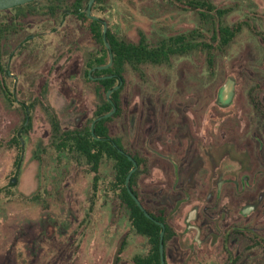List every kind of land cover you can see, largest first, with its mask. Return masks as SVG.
Wrapping results in <instances>:
<instances>
[{"label": "rangeland", "instance_id": "1", "mask_svg": "<svg viewBox=\"0 0 264 264\" xmlns=\"http://www.w3.org/2000/svg\"><path fill=\"white\" fill-rule=\"evenodd\" d=\"M185 1L103 0L96 15L113 34L136 43L143 33L155 43L198 27ZM209 1L229 9L223 22L243 23L242 32L216 54L212 69L205 54H195L174 58L170 66H144L143 77L128 70L122 114L109 129L131 154L148 161L137 190L154 214L165 212L175 234L166 246L167 264H264V0ZM22 23L18 36L0 43V264H133L146 252V239L131 229L127 215L114 212L103 192L91 213L95 174L50 148L46 110L55 112L64 130L94 119L99 98L85 71L98 48L71 15ZM229 80L233 99L221 106ZM25 106L31 107L27 124ZM16 133L24 148L19 175L12 165ZM222 167L235 172L227 181L240 185L224 184L218 192ZM113 173L105 161L99 181L108 183ZM15 186L17 197L5 199L2 192ZM44 186L45 206L18 199ZM193 211L190 225L200 229L198 238L187 224Z\"/></svg>", "mask_w": 264, "mask_h": 264}, {"label": "trees", "instance_id": "2", "mask_svg": "<svg viewBox=\"0 0 264 264\" xmlns=\"http://www.w3.org/2000/svg\"><path fill=\"white\" fill-rule=\"evenodd\" d=\"M88 2L89 0H40L0 11V43L8 39L9 36H18L24 30L23 20L28 17L48 15L54 18L57 14H65V11L73 9L79 21L87 24L84 28L92 32L98 48L94 61L87 62V69L105 66L109 62L110 52L103 40V25L101 21H94L85 15L84 11L87 9ZM103 4V0H96L93 12L96 14ZM185 5L193 11L194 15L198 16V27L187 33L160 39L155 43L149 42L143 33L139 34L138 42L134 43L124 36L113 34L111 29H108L107 41L111 46L113 64L107 70H96L93 74V77L96 78L95 81H92L89 76L86 77L89 82L96 84L95 91L99 98L94 119L90 123L81 128L64 130L55 112L46 110L51 125L50 148L53 149V152L77 166L86 167L89 169L88 172L95 174L89 196L90 212L93 213L97 207L101 192H103L104 197L111 199L115 207L114 212L119 213V217L127 215L131 229L136 235L146 239V252L136 255L133 258V264H161L159 248L162 230L158 224L146 218L129 194L126 179L133 169V164L114 148L113 143L124 150L120 140L112 137L109 129V124L122 114V92L125 88L126 73L128 70H132L143 77L141 68L144 66H170L174 58L195 54H205L208 66L212 69L215 65L216 54L232 44L244 26L243 23L228 25L223 22L230 10L219 9L209 0H187ZM100 19L106 21L101 17ZM205 32L210 34L209 37L205 35ZM26 43L32 44V41L29 40ZM6 55L8 54L6 53ZM2 72L4 78H9L7 70L2 68ZM119 80H122L124 84L112 94L111 102L107 99L106 94L119 84ZM12 102H16L15 99H12ZM114 106L117 111L111 118L95 122L97 118L109 113ZM13 143L16 155L12 165L14 172L19 175L23 164L24 148L17 133L14 135ZM1 146L2 142L0 141ZM134 158L137 159V157ZM105 161L111 162L114 169L113 178L108 183L100 182L98 177L100 167ZM146 173L137 170L131 177L129 187L146 211L166 227L164 244L167 264L166 246L175 234L172 233L167 223L165 212L161 211L160 215L154 214L145 206L140 197L137 182L139 177ZM15 189L16 186L3 191V197L9 201L17 197ZM37 192L31 197L18 199L22 202L42 203L44 196L48 193L47 188L44 186L42 192L40 188ZM42 205H46V200Z\"/></svg>", "mask_w": 264, "mask_h": 264}, {"label": "water", "instance_id": "3", "mask_svg": "<svg viewBox=\"0 0 264 264\" xmlns=\"http://www.w3.org/2000/svg\"><path fill=\"white\" fill-rule=\"evenodd\" d=\"M35 1H40V0H0V11H6V10H10V9H13L15 7H19V6H24L26 4H29L31 2H35ZM95 2L96 0H89L88 2V6H87V9L84 11L85 15L94 20V21H101L102 25H103V40L105 42V46L106 48L109 50L110 52V55H109V62L107 65L105 66H100V67H96L94 68L92 71H95V70H107L109 69L112 64H113V57H112V51H111V46L109 44V42L107 41V32H108V24L106 21H103L100 19L99 16L95 15L93 13V7L95 5ZM9 75L11 76V73L9 72ZM107 78V77H106ZM103 79V78H101ZM123 85V81L122 80H119V84L117 86H115L113 89L109 90L106 94L107 96V99L110 100L112 94L115 92V91H118ZM233 81L229 80L228 83L223 87V89L221 90L220 92V97H219V104L221 106H228L232 99H233ZM223 92V93H222ZM111 101V100H110ZM112 102V101H111ZM117 111V108L114 106L113 109L97 118L95 120V122H99V121H102L104 119H108V118H111ZM94 122V123H95ZM28 123V120L26 121V124ZM99 140V138H97ZM113 146L115 149H117V151L121 154V155H124L125 157L128 158V160L130 162H132L133 164V169L129 172V175L127 176V179H126V186L128 188V191H129V194L131 195V197L134 199L135 203L138 205V207L141 209V211L144 213V215L146 216L147 219H149L150 221L158 224L161 228V233H160V248H159V252H160V261H161V264H166V258H165V244H164V238H165V230H166V227L163 223H160L158 222L157 220H155L147 211L146 209L143 207L142 203L140 202V200L138 199V197L131 191L130 189V181H131V177L132 175L136 172L137 170V162L132 158L130 157L129 155H127L124 151H122L120 148H118V146L116 144L113 143ZM15 184V180H12L11 181V185H14ZM196 213V211H193V213L191 214L187 224L190 225V222L194 220V214ZM189 228H194L197 230V238L199 237L200 235V230L198 227L196 226H189Z\"/></svg>", "mask_w": 264, "mask_h": 264}, {"label": "flooded vegetation", "instance_id": "4", "mask_svg": "<svg viewBox=\"0 0 264 264\" xmlns=\"http://www.w3.org/2000/svg\"><path fill=\"white\" fill-rule=\"evenodd\" d=\"M94 13V12H93ZM65 14H67V15H71V16H74V17H78L77 15H76V13L75 12H73V9H70V10H67V11H65ZM95 14V13H94ZM96 15V14H95ZM78 19V18H77ZM79 20V19H78ZM80 23H81V28H83V29H85L84 28V26H86L87 24L86 23H83V22H81L80 21ZM108 24V23H107ZM108 29H109V25H108ZM88 32H89V37H90V39L93 41V43L96 45V43H95V39H94V37H93V35H92V32H90L88 29H86ZM95 51L93 52V53H91V55H89V57H88V59H87V62L88 61H90V62H92V61H94V56H95ZM87 64V63H86ZM86 68H87V66H86ZM94 68H96V67H94ZM94 68H92V69H87V71H85L86 73V75L87 76H89L91 79H92V81H95V77H93V74L96 72V70L95 71H92ZM100 71V70H99ZM7 75L9 76V73H8V71H7ZM10 77V76H9ZM11 79V78H10ZM15 81V80H14ZM124 84V83H123ZM123 86V85H122ZM10 94L11 95H13V93L12 92H10ZM25 109L27 110L26 111V113H27V119H26V121L27 120H29L28 119V113H29V109H31V107H29V106H25ZM153 125V124H152ZM169 127V126H168ZM143 128V133L145 132V130H144V127H142ZM148 129H150L151 127H150V125H148V127H147ZM146 128V129H147ZM153 130H154V128H153ZM197 136H200V134L198 135L197 134ZM252 138H256L255 137V135H252ZM198 141V139H194V140H192V142H195V141ZM190 141V140H189ZM254 141H257L256 139L254 140ZM188 142V141H187ZM191 142V141H190ZM196 143V142H195ZM201 144H203L202 142H201ZM158 146H159V150H161V153H163L164 154V152H162L163 150L162 149H165V146L166 147H168L169 145H168V142L166 141V145L163 147V145H159L158 144ZM204 145H202L201 147H203ZM122 147H123V149L124 150H122V151H124L127 155H129L130 157H132L136 162H137V165H138V167H137V170L138 171H140V172H143V173H146V174H148L149 173V170L147 169V165H148V161H146V159H145V157L143 156V155H135V154H131L128 150H127V148L126 147H124L123 145H122ZM134 157H137V159H135ZM162 157V156H161ZM167 157V156H166ZM165 157V158H166ZM188 158V157H187ZM180 162H183V159L180 161ZM226 162L227 161H225L224 162V164H226ZM132 163V162H131ZM227 164H229V163H227ZM134 167V166H133ZM174 169H175V171L177 172V171H179V165H178V163H174ZM136 170V171H137ZM145 170H147L146 172H145ZM228 173H235V172H233V171H228V169H226V167H222L221 168V171H219V173L217 174V181H216V183H217V189H218V192H220L221 190H222V187H223V185L224 184H231V185H233L234 187L236 186H238V185H240V180H238V179H235V181H234V183H232V182H229V181H227V179H226V175L228 174ZM192 174V173H191ZM244 178H246V177H244ZM192 178L190 177V179H189V183L191 184L192 182ZM252 208H254V207H251V210H252ZM189 226H191V225H189ZM191 229H193V230H195L196 231V233H197V230L196 229H194V228H191ZM200 230V229H199Z\"/></svg>", "mask_w": 264, "mask_h": 264}]
</instances>
